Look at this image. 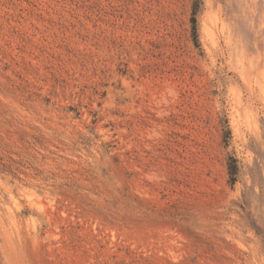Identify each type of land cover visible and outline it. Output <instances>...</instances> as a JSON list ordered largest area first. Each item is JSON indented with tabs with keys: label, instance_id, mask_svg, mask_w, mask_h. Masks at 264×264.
Here are the masks:
<instances>
[{
	"label": "rangeland",
	"instance_id": "374dc122",
	"mask_svg": "<svg viewBox=\"0 0 264 264\" xmlns=\"http://www.w3.org/2000/svg\"><path fill=\"white\" fill-rule=\"evenodd\" d=\"M0 264H264V0H0Z\"/></svg>",
	"mask_w": 264,
	"mask_h": 264
},
{
	"label": "bare ground",
	"instance_id": "6f19581e",
	"mask_svg": "<svg viewBox=\"0 0 264 264\" xmlns=\"http://www.w3.org/2000/svg\"><path fill=\"white\" fill-rule=\"evenodd\" d=\"M4 211V210H3Z\"/></svg>",
	"mask_w": 264,
	"mask_h": 264
}]
</instances>
